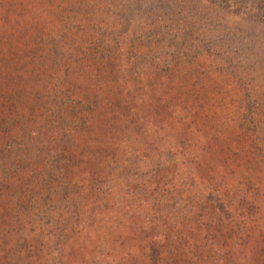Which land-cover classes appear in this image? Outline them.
I'll list each match as a JSON object with an SVG mask.
<instances>
[{
	"label": "rangeland",
	"instance_id": "374dc122",
	"mask_svg": "<svg viewBox=\"0 0 264 264\" xmlns=\"http://www.w3.org/2000/svg\"><path fill=\"white\" fill-rule=\"evenodd\" d=\"M225 6L223 0H0V116L8 94L19 105L24 90L29 93L25 85L32 80L27 79L22 64L28 68L34 62L45 64L54 45L70 46L77 63L86 53L89 63L97 58L122 64L132 71L124 81L134 77L136 82L144 73L145 82L140 83L144 92L138 93L150 106V118L145 120L150 126L144 129L141 120L137 133L151 139L139 158L146 161L143 156L147 154L156 160L162 148L158 135L172 127L178 131L177 139L185 136L190 145L179 144L176 162L165 159L152 178L138 172L139 179L128 184V190L133 193L134 185H192L187 173H195L199 164V252L208 251L214 243L222 252L220 264H264V22L237 18ZM99 49L108 59L99 56ZM73 62L70 59L69 64ZM69 69L76 70L73 65ZM84 83L90 88L76 86ZM74 85L80 92L101 91L84 78L65 83L63 89L77 90ZM29 90L32 96L41 91L31 86ZM107 102L102 93V106ZM97 110L88 118L92 140L110 115ZM216 126L222 133L216 132ZM205 129L210 138L204 149L200 145L198 152H191L198 133L201 138ZM0 133L9 132L0 129ZM14 137L19 138L18 134ZM11 144L4 141V145ZM86 156L99 166L114 162L111 156L87 154L78 162L64 159L68 163L64 178L52 184L82 185L84 180L88 185L91 178L102 179L105 171L83 164ZM11 162L9 155L0 154V185L6 183L5 170ZM53 162L46 158L45 163L24 169L45 173ZM3 190L0 187V231L7 217ZM122 209L127 212L124 204ZM44 229L47 224L42 216L27 225L24 236ZM74 233V239L85 237L79 227ZM144 245V240L129 244L130 255L123 260L137 257L142 264L146 262ZM244 245L250 251L248 262L241 253ZM37 253L29 255L31 263L43 264Z\"/></svg>",
	"mask_w": 264,
	"mask_h": 264
},
{
	"label": "trees",
	"instance_id": "16d2710c",
	"mask_svg": "<svg viewBox=\"0 0 264 264\" xmlns=\"http://www.w3.org/2000/svg\"><path fill=\"white\" fill-rule=\"evenodd\" d=\"M223 2L225 10L237 18L264 22V0ZM51 52L45 64L34 62L29 68L22 64L27 79L32 81H27L25 87L29 93L24 90L19 105L12 100L13 94H8L1 103L5 111L0 116V129L9 133H0V154L9 155L13 162L5 170L8 171L5 185H0L7 208L5 226L0 231V264H33L29 255L34 252L42 256L43 264H142L141 258L123 259L130 255L129 244H141L143 240L142 257L146 261L143 264H220L222 252L214 248V243L208 251L199 252V164L195 173L192 170L187 173L192 185H134L133 193L128 190V184L139 179L138 172L152 178L165 159L176 162L179 144L190 145L185 136L177 139L178 131L172 127L158 135L162 148L156 160L147 154L143 156L146 161L139 158L140 150L149 146L151 139L137 133L141 120L144 129L150 126L145 121L150 118V106L142 99V93H138L144 92L140 85L145 82L144 73L136 82L134 77L124 81L123 77L132 71L122 64L117 66L113 60L96 58L89 63L83 53L77 63L70 46L54 45ZM98 54L108 59L100 49ZM70 59L74 60L73 64H69ZM96 61L99 62L95 65ZM71 65L78 77L73 76ZM83 78L100 86L101 91L80 92L76 86L90 88L85 83L74 85L77 90L70 92L63 89L65 83L75 84ZM30 86L41 90L40 94L32 96ZM102 93L108 99L104 106ZM158 94L164 95L161 91ZM75 96L78 98L71 99ZM93 109H98L96 113L101 115L110 113L107 121L98 126L100 135L94 140L90 137L88 119ZM215 130L222 133L218 126ZM209 133L205 129L201 138L198 133L191 152H198L200 145L204 149ZM4 141L12 144L4 145ZM85 154L114 158L113 164L105 162L99 166L96 160L86 156L83 164L95 167L100 173L105 171L102 181L94 177L88 185L84 180L82 185L52 184L64 178L63 171L68 165L64 159L78 162ZM46 158L54 159L47 172L24 169L45 163ZM210 162L206 160L207 164ZM123 204L127 212L123 211ZM42 216L47 229L24 236L27 225L42 220ZM75 227L85 233L83 239L72 237L76 234ZM241 253L248 262L250 251L246 245Z\"/></svg>",
	"mask_w": 264,
	"mask_h": 264
}]
</instances>
